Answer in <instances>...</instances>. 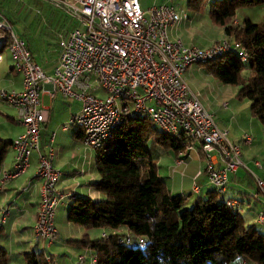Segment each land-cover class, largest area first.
<instances>
[{
	"label": "built area",
	"instance_id": "built-area-1",
	"mask_svg": "<svg viewBox=\"0 0 264 264\" xmlns=\"http://www.w3.org/2000/svg\"><path fill=\"white\" fill-rule=\"evenodd\" d=\"M44 1L63 11L71 22L70 27L56 33L57 62L50 74L34 62L26 41L0 18V61L2 50L7 49L14 71L22 77L21 90H1L0 100L16 109L17 122L24 128L12 141L13 168L0 171V183L23 175L31 156L37 154L36 177L42 185L33 228L35 240L53 243L56 208L64 198L74 196L58 192L62 172L54 165V148H40L41 132L49 115L43 105L44 95L52 99L60 94L80 104L79 112L61 128L79 129L82 144L90 151L100 148L126 119L136 116L146 117L166 136L183 137L189 143L186 150L201 153L202 172L212 189L223 197L229 175L244 167L243 150L232 141L227 128L218 127L213 114L192 93L185 73L192 66L230 52L246 63L247 53L241 44L231 37L205 47L184 44L172 33L189 17L171 2L154 1L143 10L139 0ZM232 24L240 22L234 19ZM53 140L51 134L50 141ZM242 143L249 147L252 136L244 134ZM183 164L182 158H176L174 169ZM255 166L262 169L260 162H255ZM254 181L264 198V178L254 175ZM225 201L233 213H239L237 199ZM8 216V207L0 209V232ZM257 223L264 225V212L257 215ZM129 241L126 236L121 242ZM85 259V255L79 256L77 264H83ZM45 260L56 264L49 255ZM90 260L91 264L97 263L94 256Z\"/></svg>",
	"mask_w": 264,
	"mask_h": 264
},
{
	"label": "trees",
	"instance_id": "trees-1",
	"mask_svg": "<svg viewBox=\"0 0 264 264\" xmlns=\"http://www.w3.org/2000/svg\"><path fill=\"white\" fill-rule=\"evenodd\" d=\"M261 7L264 0L185 3L190 17L205 11L212 25L245 49L246 63L230 52L200 66L219 83L237 86L235 98L249 102L250 114L264 129V20L244 16L230 28L242 10ZM188 144L183 137L164 135L146 117L136 116L126 119L95 150L98 179L91 186L100 199H74L66 221L107 234L74 241L91 251L96 264H264V232L233 213L223 197L211 189L204 198L188 203L186 196L173 195L159 177L156 162L163 152L179 154ZM11 145L0 139V171ZM126 236L129 243L121 242ZM45 257L42 252L23 254L24 264H48ZM9 261L0 247V264Z\"/></svg>",
	"mask_w": 264,
	"mask_h": 264
},
{
	"label": "crops",
	"instance_id": "crops-1",
	"mask_svg": "<svg viewBox=\"0 0 264 264\" xmlns=\"http://www.w3.org/2000/svg\"><path fill=\"white\" fill-rule=\"evenodd\" d=\"M52 8L50 3L44 0H0V18L5 19L13 27L15 33L26 41L34 62L48 74L52 72L57 62V57L54 61L50 55L55 52L57 56V47L54 52H50V39L56 40V33L71 26L67 15L63 13L52 15ZM188 17L189 21L180 24L172 33L177 38L180 37L182 31L185 35L186 24L194 21L195 16L188 15ZM194 38L195 36L192 40H187L185 35L184 41L189 46L208 44L204 41L199 44L200 40H205L203 37ZM47 44L50 47L49 51L46 48ZM47 52L50 57L44 56ZM47 58L54 62L47 65ZM9 59V72L5 76L0 75V91L21 90L22 88V77L14 71L10 56ZM185 80L192 93L198 95L202 106L213 114L218 127L227 128L232 141L239 144L243 150L244 167L229 175L224 200L237 199L240 204L239 214L246 223L255 224L257 228L264 230V225L257 223V215L264 212V198L258 193L254 181V175L264 178V138L259 137L261 133L259 126L254 122L256 119L244 114L245 108L247 110L249 108V102L238 101L235 98L236 93L233 92L231 94L233 99L224 100L228 91L220 85L216 86L213 83L214 79L206 74L201 66L195 65L189 68L185 73ZM196 81H203L201 89L200 87L194 88ZM206 91H209L208 95L204 94ZM98 95L102 96V93L99 92ZM43 103L48 108L49 115L41 132L40 148L42 151H46L50 146L54 148V165L62 172L57 186L58 192L61 195L73 193L74 196L64 198L56 208V237L53 243L46 244L36 241L33 228L39 212V191L42 181L36 177L38 156L34 153L30 158V166L23 175L10 182L0 183V209L9 208V216L0 232V247L8 253L10 259L8 264H24L23 254L30 251L42 252L44 256L51 255L56 264H75L79 256L85 255L86 259L83 264H91L89 258L91 251L79 247L74 242L86 235L89 239L92 238L90 231L68 223L66 212L71 202L79 197L100 199V195L91 186L98 179L94 166L95 151H90L83 146L82 134L78 129L70 128L63 131L61 128L63 124L68 123L71 116L79 112L80 104L77 101L56 94L52 99L44 95ZM223 103H227V108L222 106ZM23 132L24 128L17 122L16 109L0 100V139L12 142ZM51 134H54L53 142L50 141ZM244 134L252 136V143L249 147H245L242 143ZM179 157V154L171 151L163 152L156 162L158 175L173 195L186 196L187 202L193 203L204 198L206 191L211 190L212 186L202 172V155L199 154L200 167L192 177V186L186 180L189 176L186 177L178 173L177 168L174 169V162ZM13 161L14 151L10 148L1 171H10L13 168ZM258 161L262 164V169L255 166V162ZM190 189H192L191 192H189ZM230 193H234L235 196ZM254 203L256 205L253 207Z\"/></svg>",
	"mask_w": 264,
	"mask_h": 264
},
{
	"label": "rangeland",
	"instance_id": "rangeland-1",
	"mask_svg": "<svg viewBox=\"0 0 264 264\" xmlns=\"http://www.w3.org/2000/svg\"><path fill=\"white\" fill-rule=\"evenodd\" d=\"M154 1H156V2H163V1L171 2L174 5H176L177 8H179V10H185L186 0H139L140 6H141V8L143 10L149 8V6L154 3ZM70 2H71V0H70ZM58 10H56V8L53 7L52 8V11H51V14L52 15H55V13H60V14L63 13V14H65L63 11H61V10L58 11ZM205 13L206 12L203 11V13L201 14V16H195V17H193V20L194 21H190V23L186 24V28H187V31L185 33L186 39L187 40H189V39L192 40V37L193 36H195L194 39H196V38L200 39L201 37H203V38H205V40H200L199 44H201V41H204L205 43L207 42L208 44H210V43H212L214 41H218V40H221L222 38H226L227 36L224 34L223 29L218 28V27L212 25L208 21V19L206 18V16H205L206 14ZM240 14H241V16H239L237 18V20L240 23H241V20H242V18L244 16H248V17L252 18L255 21H262V20H264V7L255 8V9L242 10ZM233 27H234L233 24H231L230 25V28H233ZM185 35H184V32L182 31L180 33V37L179 38L183 41L184 44L187 45L186 41H184L185 40L184 39L185 38ZM50 44H51L50 52H54V50L56 48V46H55L56 45V40L55 39L54 40L53 39H50ZM198 46H200V45H198ZM205 46L206 45H201L200 47H205ZM46 48H47V51H49V48L50 47H49L48 44L46 45ZM45 55H46V57L49 56V52L44 53V56ZM50 55H51L52 58H54V61H56L55 60L56 57H57L56 56V53L54 52V53H51ZM1 56H2L3 61L2 60L0 61V75L1 76H5V74L7 72H9L8 62H10L7 49H3L2 50ZM54 61H52L50 58H47V65L50 64L51 62H54ZM202 82L203 81H196L194 83V88L198 89V87H200V89H201ZM213 83H215L216 86H219V85L222 86L223 89H225L226 91H228L227 94H225V98L226 99L224 98V100H229L230 98L233 99L234 97L231 95L232 92L233 93H237V91H238V87L237 86L224 85V84L219 83L215 79H214V82ZM204 94L205 95H208L209 94V91L204 92ZM43 105H44V103H43ZM244 114L245 115H248L249 117H252V115L249 112V109L247 110L245 108ZM254 122H256L257 126H259V128H260L259 131H260L261 134L259 135V137L262 136L264 138V129H263V127L261 126V124L257 120H254ZM199 154L200 153L198 151H195V149H193V150H185L183 152V154L180 156V158H182V160L184 161V164L181 165L180 167H177L178 173H182L186 177L189 176L188 178H186V180L190 183L191 186L193 185L192 177L195 174V172L197 171V168L200 167L199 166V160H200ZM200 156H201V154H200ZM167 177H169V176L167 175ZM191 191H192V189H190L189 192H191ZM230 195H234V193L233 194L230 193ZM190 196H192V194H190ZM223 198H224V196H223ZM255 205H256L255 203L252 204L253 207ZM89 231H90L89 232L90 233V236L92 238H99L100 234L102 233L101 232L102 230H98V229L89 230ZM261 231L264 232L263 229H261ZM89 258L91 259L92 256H89ZM75 264H77V261H75Z\"/></svg>",
	"mask_w": 264,
	"mask_h": 264
},
{
	"label": "bare ground",
	"instance_id": "bare-ground-1",
	"mask_svg": "<svg viewBox=\"0 0 264 264\" xmlns=\"http://www.w3.org/2000/svg\"><path fill=\"white\" fill-rule=\"evenodd\" d=\"M48 6H49V5H48ZM36 9H37V8H36ZM39 10H40V9H39ZM56 10H58V9H56ZM40 11H41V10H40ZM40 11H39V12H40ZM58 11H59V10H58ZM36 13H38V12H36ZM79 132H80V131H79ZM81 134H82V133H81Z\"/></svg>",
	"mask_w": 264,
	"mask_h": 264
}]
</instances>
